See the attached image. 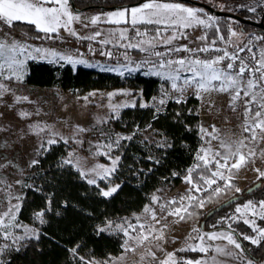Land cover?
<instances>
[{
  "label": "snow or ice",
  "instance_id": "snow-or-ice-1",
  "mask_svg": "<svg viewBox=\"0 0 264 264\" xmlns=\"http://www.w3.org/2000/svg\"><path fill=\"white\" fill-rule=\"evenodd\" d=\"M240 8L248 12L256 13L259 9L264 11V0H252L250 4H240ZM0 22L8 28H12L15 22L33 26L37 33V39H53V34L59 37L61 29L69 36L77 40L90 42L88 52L95 56L97 51L106 61L112 63H93L82 57L78 51L60 52L52 48L34 47L27 40H18L15 37L0 38V102H4L8 108L29 101V97L16 95L13 84H22L26 75L27 62L29 60H43L51 64L70 65L73 70L77 66L98 68L101 72L115 73L121 78L132 77L141 74L145 77L158 78L160 84L156 96L144 100L143 91L133 95L131 90H119L106 94L109 115L100 117L91 127L73 125L70 136H65L55 129L54 125L43 121H35L26 125L22 135L31 134L38 140L34 158L28 164L29 168L40 164V159L46 153L53 151V147L63 144L66 148L70 144L82 146L85 141L83 136L87 133H98L103 139L93 144L88 141L89 151L93 156H103L107 164L96 163L92 167H85L76 150L67 151L66 155L60 156L55 164L59 172L74 171L78 178L88 186L94 187L95 195L104 199L112 198L122 187L116 183L119 179L117 173L122 167L131 170V175L139 179L140 174L151 173L143 168L136 169L132 165H123L124 150L130 143L141 146L145 153L141 159L150 164L161 165L167 156L168 150L173 148V141L163 131L156 129L153 124L158 122L161 115L168 113L170 103L186 105L189 94L201 104L208 100L209 110L214 107L211 97L214 94L227 96V107L230 112L236 113L241 120V133L236 139L227 140L220 135L219 129L214 125L205 128L198 125L196 132L199 145L192 153L193 163L184 170L183 182L188 185L183 194L164 201L156 192L150 194L149 203L146 204L140 214L133 217H122L119 220L105 218L101 224L94 226L97 236L102 233L123 237L122 249L125 254L135 253L137 249L146 245L155 244L159 247L160 241L164 240V229L161 225L163 219L168 216L177 218V222L186 221L198 215L197 209H202L214 197H219L226 190L241 191L233 183L235 174L243 167L253 163L256 158H264V45L255 48L254 41L264 42V36L249 34L245 42L244 33L226 26L225 31L217 22V18L208 15L203 9L185 6L174 0H143L142 3L115 10L103 17L100 15L91 17L83 27H95L100 24H111L117 27L113 29L97 28L96 31L81 36L73 27L81 22V16L72 11L70 0H0ZM202 29V34L189 41L188 44L180 43L188 40L190 30ZM27 33H25V36ZM195 43L194 47L190 44ZM99 47L94 48L91 45ZM135 54V55H134ZM183 54V55H181ZM96 92L82 97L86 102H91L89 97H95ZM102 96L104 94H101ZM5 96L13 97V103L7 104ZM117 96L131 97L124 102H115ZM139 98V103H137ZM147 109L150 112L148 121L142 127L139 123L129 127L127 134L114 132L107 126L110 120H119L123 109ZM188 115H195L197 110L189 108ZM16 115L22 120H30L33 115L39 116L40 110L34 112L18 110ZM4 116L0 112V118ZM173 123L183 126L184 131L192 129L184 123V116L180 110L172 111ZM151 132L150 139L145 135ZM0 133H6L9 137L14 134L7 126L0 125ZM246 134V135H245ZM216 141L217 149H213L212 142ZM12 144L7 140H0V169H10L9 174L23 176L24 169L19 168L7 154ZM92 149H95L92 151ZM160 155L157 156L156 152ZM136 159L134 155V160ZM258 179H264V171L255 169ZM35 175V174H33ZM173 177L180 175L178 172L171 173ZM31 180L32 177H29ZM103 182L104 186H101ZM15 185L28 188L44 196V206L34 211L32 225L24 224L19 216L25 203L23 192L16 193L14 185L4 177H0V192L5 193L4 199L0 200V257L8 250L19 252L24 245V240L39 241L42 236L53 242L54 237L48 236L40 230V226L46 225V215L53 212L54 193L44 192L39 185L25 183L17 179ZM207 194V195H205ZM63 208H67L68 202L63 201ZM83 215L91 217L92 213L86 209H78ZM158 210V211H157ZM233 216L222 217L212 224L216 228L218 224H226V231L205 232L201 228H193L187 237L185 246L178 249L179 252H198L201 258L186 259L177 257L176 253H168L159 264H222L218 256L239 259L242 264H254V260L242 254L245 249L234 235L235 230L229 221H240L248 225L255 236L241 234L242 239L259 247L264 241V228L257 225L255 219L264 220V199L253 201L237 206ZM60 216V211H55ZM135 221V222H133ZM15 230H22L23 234H17ZM226 241L228 246H217L216 241ZM195 241V243H193ZM80 244L71 248H65L69 255L78 261V264H108L107 261H97L91 257L79 254ZM209 253H212L209 256ZM148 256L156 259L155 252L147 249ZM119 259H123L120 257ZM143 259V257H142ZM0 264H5L0 259ZM115 264V261H113Z\"/></svg>",
  "mask_w": 264,
  "mask_h": 264
},
{
  "label": "trees",
  "instance_id": "trees-1",
  "mask_svg": "<svg viewBox=\"0 0 264 264\" xmlns=\"http://www.w3.org/2000/svg\"><path fill=\"white\" fill-rule=\"evenodd\" d=\"M76 7L87 9H108L121 6L140 4L143 0H73ZM180 1V0H174ZM207 3L214 8H218L214 2L207 0H196ZM230 2V1H229ZM248 0L231 1L235 5V13L240 14L248 19L256 20L261 16L262 11L259 9L256 13L248 12L244 8L238 7L240 4H246ZM85 9V10H87ZM248 13V16H245ZM212 14V13H211ZM221 31L226 30V26H230L231 20L237 21L245 32L246 29L258 31V28L252 25L243 24L240 21L226 16H216ZM30 38L42 37L43 33H37L33 26L15 22L12 27ZM264 35V31L262 32ZM24 84L29 86H41L48 89H62L72 92H86L93 89H112L118 87L129 86L138 88L143 91L145 100H149L154 96L160 85V80L155 77H145L141 74H134L132 77L121 78L115 73L101 72L98 69L78 66L75 70L70 65H56L47 62L30 61L28 63ZM199 101L189 95L186 105L169 104L168 113L161 115L158 122H154L156 129L163 131L173 141V148L168 150L167 156L161 165L150 164L149 161L141 159L145 154L140 145L130 143L124 150L122 164L132 165L133 168H143L145 172L149 167L153 168V172L140 174L139 179L131 175V170L122 167L117 173L119 179L116 183L122 182L121 189L110 199H104L95 195L97 191L94 187L88 186L81 181L74 171L68 170L59 172L55 168L57 159L66 155L69 147L63 144L53 147V151L46 153L40 159V164L30 168L26 176V183L39 185L44 192L54 193L53 196V212L46 215L48 223L40 226L42 232H46L48 236L54 237L55 241L42 236L39 241L30 240L19 252L10 250L3 257L5 264H78L72 258L65 248H71L75 244H80L79 254L85 257L108 259L111 256L119 255L123 252L121 247L122 239L118 235H109L102 233L97 236L94 232V226L101 224L107 218L118 220L133 212L143 209L148 204L150 194L162 184L179 185L183 182L184 170L193 163L192 153L197 149L200 141L197 136L196 129L200 122L198 114ZM196 109L195 115H188L187 109ZM180 110L184 116V123L187 124L192 131H184L180 124L173 123L172 111ZM150 112L147 109H123L120 113L119 120H115V126L123 128L128 132L129 127L139 123L142 127L148 121ZM150 132V131H149ZM134 155L136 159L134 160ZM156 155L160 153L157 151ZM175 171L180 175L173 177L171 173ZM35 174V175H33ZM29 177H32L30 180ZM263 179H257L256 183L261 182V186L256 190L247 193V190L254 186L248 187L237 193L233 190H226L219 197H214L202 209H197L198 215L191 219L182 221L183 223L193 224L198 222L200 228L205 231L215 229L212 224L222 218V213L228 205L219 208L227 201L238 198H244L261 194L264 192ZM236 187L239 182L234 179ZM104 184L101 183V186ZM240 188V187H239ZM24 189L25 203L21 210L19 219L21 222L32 224V216L34 211L44 206V196L28 188ZM245 192V193H244ZM207 195V194H205ZM67 201L68 207L63 208L62 202ZM83 208L91 212V217L83 215L78 209ZM55 211H60L61 215H55ZM264 227V221H261ZM218 224L216 228L221 227ZM247 230L255 236V232L247 227ZM254 260L264 261V241L257 247L249 241L244 243ZM181 255H190L189 252H179Z\"/></svg>",
  "mask_w": 264,
  "mask_h": 264
},
{
  "label": "rangeland",
  "instance_id": "rangeland-1",
  "mask_svg": "<svg viewBox=\"0 0 264 264\" xmlns=\"http://www.w3.org/2000/svg\"><path fill=\"white\" fill-rule=\"evenodd\" d=\"M207 1L214 2L218 8L227 10L228 12L235 13L236 11L235 9L236 7L233 3H231V1L230 2L228 0H207ZM174 2L182 3L185 6L203 9L206 14L215 16L213 13L211 14L210 11H208L206 8L200 5L190 4V3L181 2V1H174ZM251 2L252 0H248L246 4H250ZM70 5L72 8V11L81 16V22L75 23L73 27L78 31V33L81 36H84V35H88L96 31L97 28H102V29L107 30V29H113L117 27L116 25H111V24H100L95 27L90 26L88 28L83 27L82 26L83 23H87V21L91 17L97 16V15H100L101 17H103L115 10H118L124 7L136 6L138 4H133V5L127 4V6L108 8V9L92 8V9H87L83 11L76 10L72 6L71 2H70ZM245 16H248V13H245ZM229 23L232 29L245 34L242 37V39L245 42H247V40L249 39V34L255 35V36H264L263 33H261L260 31H251L249 29H246L245 32L242 31L243 30L242 26H240L235 20H231V22ZM5 33L9 34L8 36L9 39L12 37H15L18 40H22V41L27 40V42L33 45L34 47L52 48L60 52H66L60 46V43H69V44L79 43V45L84 49H88L89 44H90V42L88 41L77 40L75 37L69 36L68 33L65 32L63 29H61L59 33V37H56V35L53 34L54 36L53 39L30 38L27 35L25 36L22 33L13 30L12 28H8L6 25L0 22V38H4ZM201 34H202V29L197 28V29L190 30L188 40H181L180 43L188 44L189 41H195V38L200 36ZM257 43L259 44L260 47L264 45V42H257ZM190 45L195 46V43L190 44ZM91 46L94 48L99 47L96 44H92ZM100 57L102 58L104 56H101L99 52L97 51L95 58L99 59ZM30 61H33V60H29L27 62V67ZM35 61L46 62L40 59H37ZM90 62L97 63L95 61H90ZM56 65H60V64H56ZM64 65H67V64H64ZM94 69H98V68H94ZM26 71H27V68H26ZM161 83L163 82L160 81V84ZM12 87L15 89L16 95L27 96L29 97V101H31L30 103L24 102L18 105H14L12 108H8L4 102H0V112L4 113V116L0 118V125L11 128L14 133L10 137L6 133H0V140H7L8 143L12 144V148L5 155L7 156V159L13 160V162L19 168L24 169L23 176L19 175L18 172H16L15 174H9L10 171H12L10 169H0V177H4L9 183H12L14 185V191L18 194L21 192H23L24 194V189L21 188L20 185H15V181L17 179H20L26 183V176L28 175L30 171L28 164L31 161V159L34 158L35 149L38 144V140L35 136L31 134L22 135V130L25 129L27 124L35 122V121L47 122L48 124L54 125L55 129L59 131L60 133H62L63 135L70 136L73 125L91 127L93 124H95L98 118L109 115V109L105 106L107 104V98H106L107 93H110L113 91H119V90H131L133 95L135 96L137 92L141 91L138 88L124 86V87H118V88H112V89H93V90L86 91V92H78V91L72 92V91L62 90L58 88L48 89L46 87H41V86H29V85H25L24 82L22 84H13ZM92 92H96L97 95L95 97H91V96L89 97V100L91 101L90 103L82 99V97L88 96L89 93H92ZM157 93L154 96H156ZM101 94H104V95L102 96ZM126 99H131V97L117 96L115 98V102H124ZM4 101L7 104H12L13 97L5 96ZM139 102H140L139 98H137V103ZM36 109L40 110V115L39 116L33 115L30 120H22L16 115L18 110L34 112ZM235 115L236 116H229L227 117V119L225 116H222V115L218 116L217 120L219 122L221 119L222 120L226 119L230 123L231 128L230 129L227 128L228 130H222L220 124H217V122L215 123L210 122L207 119L203 121V126L211 130L210 125H214L217 129H219L221 137L225 138L226 140L228 138L236 139L241 133V129H240L241 121L237 119L239 116L236 113ZM100 127H105V130H107V127H111V129L114 132L127 134V132L123 128H119L115 126V120H110L107 126H100ZM145 135L148 136L150 139H153V138L159 139V137H152L151 132H146ZM83 139L85 143L82 146L70 144L69 151L75 149L79 157L82 158L85 167H92L96 163L107 164L108 161L105 157L93 156L91 154V151H89L88 141L90 139L92 140L94 144L95 142L103 138L100 137L98 133H87L83 136ZM212 147L214 150L218 148V144L216 141L212 142ZM260 147L264 148V144H261ZM94 150L95 149H92V151ZM257 168L260 169L261 171H264V158H256L253 163H250L248 166L241 168L235 174V179L239 182L240 189L245 190L248 187L252 186L254 183H256L258 179V174L255 171V169ZM262 183L264 184V179L262 180ZM187 187L188 185H186L184 182L180 183L179 185L162 184L158 188H156L152 193L160 189L161 191L158 194L162 196V199L164 201H168L172 198L178 197L180 194H183ZM4 197H5V193L0 192V200L4 199ZM261 199H264V192H262L261 194H256V195L244 198L242 200H236L230 203L227 209L223 211L222 217L233 216V215L238 216L239 214L235 213V208L237 206H240L246 203L248 200L258 201ZM141 211L142 210L133 212L130 215H126L124 217H128L129 219H131L133 217V214H140ZM158 216L161 217V225H157V227H161L163 225L167 226L164 229V240L157 242L160 245L159 247H156L155 244H149V245H146L144 248L137 249L135 253L125 254L123 251L119 255L111 256L108 259H99V258H94V259L97 261H107L108 264H113V261H115V264H159L161 260L165 259L168 253H173V252L176 253L177 257H182L186 259L195 260L197 258H201L202 254L198 252H189L190 255H185V254L181 255L179 251H177L178 249L185 246V241L187 237L192 233V229L200 228V225L198 222L193 223V224L183 223L182 221L177 222V218L172 217V216H168L166 219H163V214L159 213V211H158ZM249 218L255 219L257 225H259V227L261 228H264L261 226V223H262L261 221H264V220H260L259 218H252V217H249ZM229 222L232 223V228L235 230L234 235L236 236L238 242H240L242 247L245 249V252L242 255L254 260V256H252L250 252L248 251L247 247H245L244 243L246 241L242 239V235H241V234H247L249 236H252V234H250V232L246 228V226L247 227L249 226L245 225L242 222V220L229 221ZM24 224L33 226L32 224H29V223H24ZM226 230H227V225L222 224V226L219 228H215L210 231H205V230H202V231L212 232V231H226ZM15 231L17 234H21V235L23 234L22 230H15ZM115 235L120 236L123 242L122 235H119V234H115ZM28 241L30 240H24L21 243L24 245ZM3 243H5V241L0 240V244H3ZM193 243H195V241H193ZM215 244L217 246H221V247L227 246L231 248V246L227 245L226 241H222V240L216 241ZM148 248H151V250L155 252L156 259H153L151 256H148L146 254ZM8 251H6L4 256L0 257V259H3V257H5ZM211 255L212 253H209V256ZM120 257H123V259H119ZM217 259L221 261L222 264H242L241 260L239 259L233 260L232 258L226 257V256H218ZM254 264H264V261L254 260Z\"/></svg>",
  "mask_w": 264,
  "mask_h": 264
},
{
  "label": "crops",
  "instance_id": "crops-1",
  "mask_svg": "<svg viewBox=\"0 0 264 264\" xmlns=\"http://www.w3.org/2000/svg\"><path fill=\"white\" fill-rule=\"evenodd\" d=\"M211 102L214 104V107H212L211 110H209V108L207 107V103H208L207 98L204 104H201L199 102V106H198V114L200 115L199 125L200 124L203 125V121L207 119L210 122H213V123L217 122V124H220L222 130H228L227 128L230 129L231 128L230 123L226 119L229 116H236V115L235 113L230 112L227 107V103H228L227 96L222 95V94H214L211 97ZM221 115L225 116L226 119L225 120L221 119L219 122L217 119H218V116H221ZM237 119L241 121L240 117H238Z\"/></svg>",
  "mask_w": 264,
  "mask_h": 264
},
{
  "label": "water",
  "instance_id": "water-1",
  "mask_svg": "<svg viewBox=\"0 0 264 264\" xmlns=\"http://www.w3.org/2000/svg\"><path fill=\"white\" fill-rule=\"evenodd\" d=\"M180 1L181 2L190 3V4L200 5V6L204 7V8H206L211 13H213L215 16L231 17V18H234V19L240 21L243 24L252 25V26H255V27H257V28H259V29L264 31V15H263V17H262V19L260 21H256V20L245 18L244 16H241L238 13L218 10V9L214 8L213 6H211V5L207 4V3H204V2H200V1H196V0H180ZM228 1H242V0H228ZM70 2L72 4V6L78 11H83V10L87 9V8H78V7H76L75 2L73 0H70ZM260 186H261V182L256 183L254 186H252L251 188H249L247 190V193H250L251 191L256 190ZM237 199L238 198H233V199L227 201L226 203H224L223 205H221L219 208H222V207H224V206L236 201Z\"/></svg>",
  "mask_w": 264,
  "mask_h": 264
},
{
  "label": "built area",
  "instance_id": "built-area-1",
  "mask_svg": "<svg viewBox=\"0 0 264 264\" xmlns=\"http://www.w3.org/2000/svg\"><path fill=\"white\" fill-rule=\"evenodd\" d=\"M182 44H185V43H182ZM254 44H255V48L253 49L254 51L258 48H260L259 44L254 41ZM60 46L63 48L64 51L66 52H72V53H75V52H79L80 54H82V57L89 60V61H95V62H98V63H112V61H106V58L105 57H100L99 59L95 58V56L91 55L89 52H88V49H84L82 48L79 43H73V44H69V43H60ZM190 47H194V45H189ZM183 55V54H181Z\"/></svg>",
  "mask_w": 264,
  "mask_h": 264
},
{
  "label": "flooded vegetation",
  "instance_id": "flooded-vegetation-1",
  "mask_svg": "<svg viewBox=\"0 0 264 264\" xmlns=\"http://www.w3.org/2000/svg\"><path fill=\"white\" fill-rule=\"evenodd\" d=\"M263 15H264V12H262L261 16L257 19V21H260L262 19ZM258 31H260L261 33L263 32V30H261L259 28H258Z\"/></svg>",
  "mask_w": 264,
  "mask_h": 264
}]
</instances>
